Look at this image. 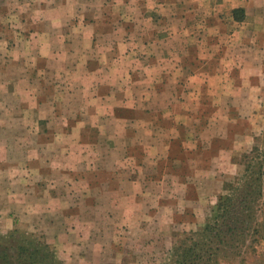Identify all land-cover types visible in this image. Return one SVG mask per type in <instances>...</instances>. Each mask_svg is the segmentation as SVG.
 <instances>
[{
	"label": "rangeland",
	"instance_id": "1",
	"mask_svg": "<svg viewBox=\"0 0 264 264\" xmlns=\"http://www.w3.org/2000/svg\"><path fill=\"white\" fill-rule=\"evenodd\" d=\"M77 1L86 0H0V245L12 252L19 245L39 249L47 254V262L53 259L56 264H174L182 248L204 240V229L214 222L221 204L229 205L240 222L235 223L234 218L238 232L231 247H223L219 253L218 264H264V70L208 74L212 82L228 87L226 93L218 90L220 95H211L206 88L201 91L199 98L212 97L216 103L201 99L198 103L197 99L187 109L165 104L144 106L142 113H163L154 125L158 128L154 140L159 142L154 162L144 158L150 154H144L138 160L141 162L135 163L141 167L136 168L137 174L151 177L152 182L141 185L137 201L118 202L123 212H111L105 209L110 203L109 185H84L96 174L106 178L104 171L87 169L85 173L60 165H75L82 157L88 161L95 157L92 160L108 159L114 166L119 157L106 155L107 138L100 133L96 138L90 136V131L79 135V143L87 148L101 147L94 155L80 150V145L76 146V154L55 151L60 145L72 143L69 137L62 140L56 136L70 128V121L65 119L69 107L62 106V100L77 101L80 97L78 92L66 93L70 83L80 84V74L71 69L74 57L64 56L63 52L84 49L82 37L86 38L88 30L93 29L100 38L110 36L108 33L115 31L112 22L103 25L102 15L116 21L118 14L116 7L104 10L101 0L92 8L77 7ZM89 20L93 25H85ZM52 50L61 56L48 58ZM242 59L245 63L253 60L247 56ZM256 59L264 64V58ZM194 75L193 71L175 74L182 87ZM104 84L98 90L93 86L90 95L103 96ZM239 85L245 91L236 94ZM116 89L118 97L120 90ZM97 106L104 113L105 105ZM77 110H81L79 105ZM121 111L127 117L134 113L130 108ZM183 112L187 117L174 123L165 115L177 118L185 115ZM55 113L62 120L55 119ZM172 125L176 131L171 135L177 137L167 154L166 144L173 139L169 133ZM105 127L112 124L99 126L101 130ZM212 127L220 135L215 145L199 138L204 139ZM143 131V143H154L150 132ZM133 136L129 135L127 142H138ZM199 140L204 143L202 149L191 151ZM237 140L240 146L230 151ZM208 143L211 145L206 147ZM69 171L76 172L77 177L73 179ZM131 173L122 172L120 176ZM126 186L127 193L134 192L132 185ZM85 189L97 194L94 200L102 208H97L96 214L90 200H79L81 211L71 213L67 195ZM76 230L86 237L88 245L94 240L100 247L103 244L104 250L99 252L91 245L79 255L69 234Z\"/></svg>",
	"mask_w": 264,
	"mask_h": 264
},
{
	"label": "crops",
	"instance_id": "2",
	"mask_svg": "<svg viewBox=\"0 0 264 264\" xmlns=\"http://www.w3.org/2000/svg\"><path fill=\"white\" fill-rule=\"evenodd\" d=\"M97 2L100 1H77L76 5L77 7L92 8L96 6ZM101 5L104 10L117 8L116 21H113L115 18L110 19L105 13L102 15V24L107 25L112 22L111 25L115 31H110L108 33L110 36L105 35L104 38H100V36H96L93 29L91 32L88 30L86 38L82 37L84 38L82 39L84 49L75 48L73 53L69 50H67L68 53L67 51L63 52L64 56L74 57L71 69L80 74V79L77 82L80 84L76 86V84L70 83L66 93L78 92L80 97L77 101L73 98L62 100V106L69 107V116L65 119L70 121V128L64 133H56V136L57 138L60 136L62 140L64 137L65 139L69 137L72 143L60 145V150L55 149V151L76 154L78 152L76 146L80 145V150L90 151L94 155L95 151L97 152L101 147L98 146L97 149V145H94V147L88 146L87 148L79 143V135L90 131V136L95 138L98 133L105 136L107 138L106 155L119 157L114 166L111 162L108 163V159L104 161H102L103 159L92 160L97 159L95 157L90 161L82 157L81 161L75 165L71 163L60 165L74 170L104 171L106 178L101 179L96 174L92 179L87 178L84 185L95 186L101 183L109 185L110 196L107 199L110 203L105 209L111 212H123L124 208L118 202L129 199L137 201L142 194L141 185L144 182H152L151 177L142 178L139 173L137 174L136 168L140 169L141 167L135 163L142 159L144 154H150L144 158L153 163L154 151H156L155 153L159 152V142L154 140V137L158 136V131H156L158 128L154 125L162 112L145 111L144 115L141 109H144V106L162 104L173 108L184 106L187 109L186 107L193 101L196 102L197 99L198 103L199 99L204 103H216L212 97L206 100L202 97L199 98L201 91L206 88L211 95H220L217 93L218 90L226 93L228 87L222 82H212L208 74L228 72L238 74L251 72L253 69L263 71L264 64L256 58H264V0H101ZM108 14L110 15L109 11ZM89 24L93 25L90 20L85 25ZM261 27L262 29H260ZM40 37L39 39H41ZM60 56L54 50L47 54L48 58ZM244 56L252 57V63H245L242 59ZM131 61L134 62L132 64L134 66H126ZM189 71H193L196 75L190 76L188 85L182 87L180 79L176 80L175 74H185ZM117 72L118 74H116ZM205 73L207 76L203 75ZM117 77L118 80H116ZM221 78L224 79V76L221 75ZM103 82L105 83L104 95H90L91 88L98 86L95 89L98 90ZM116 86L120 90L118 97H115L114 92L117 90ZM213 86L216 88L215 91ZM235 90L238 91L236 94L245 91L244 86L241 85L236 86ZM163 92H166L165 97H162ZM230 94V98H232L234 92ZM230 98H227L228 102L233 103ZM78 105L81 110H77ZM97 105H105V108H102L104 113L97 110ZM125 108L132 109L134 113L130 117L122 115L121 110ZM225 112L228 114L229 111L225 110ZM165 115L167 120L174 123L186 118L188 114L177 116V118L174 114ZM225 116L228 119V116ZM53 117L62 120L58 113H55ZM199 119L201 120L202 117L199 116ZM144 121L145 123H143ZM103 123H110L113 128L105 127L101 130L99 126ZM96 126L98 128H94ZM214 127L204 136V139L199 138L215 145L216 139H219L220 135ZM143 130L150 132L154 143L151 145L143 143L145 133ZM43 131L46 133L45 130ZM173 131H176L174 125L171 126L169 132L170 137L173 138L172 143L168 144L169 146L166 144L167 154L175 143L174 140L176 141L174 138L177 136L171 135L174 133ZM132 134H134L135 141H138L134 144L126 140ZM194 141L197 140L194 138ZM211 143L206 144V147ZM203 144L199 140L191 151L193 149L200 151ZM181 145L186 151V145L182 142ZM239 146L237 140L229 150H234ZM83 151L80 152V155L84 153ZM132 162L134 164H131ZM126 171L132 173L128 176H120L122 172ZM68 174H73V179L77 177V173L74 171H69ZM78 178L84 183L81 177ZM75 184L78 185L77 182ZM127 184L134 187V192H126ZM74 188L77 189V187ZM89 190L85 189V191L81 190V192L67 195L71 201V213L81 211L78 207L79 200H90L94 207L91 209L92 211L102 208L94 200L97 194H92ZM108 200L106 201L108 202ZM110 215V213L107 214V216ZM78 231L76 230V233L71 231L69 234L71 243L79 255H84V250L91 245L94 248L97 247L99 252L104 250L103 244L100 247L94 240H89L92 244L88 245L85 241L86 237L79 235ZM66 234L63 233L64 236Z\"/></svg>",
	"mask_w": 264,
	"mask_h": 264
},
{
	"label": "trees",
	"instance_id": "3",
	"mask_svg": "<svg viewBox=\"0 0 264 264\" xmlns=\"http://www.w3.org/2000/svg\"><path fill=\"white\" fill-rule=\"evenodd\" d=\"M245 207L247 208V205ZM234 218L235 223L240 222V218L238 220L237 216H234L229 205L219 204L214 222L207 224L204 229V240L192 247L182 248L177 253L174 264H218L219 253L223 247H231L235 233L238 232V228L233 224ZM46 256L47 254L39 249L30 246L19 245L16 251L12 252L9 247L0 245V264H56L53 259L47 262Z\"/></svg>",
	"mask_w": 264,
	"mask_h": 264
}]
</instances>
